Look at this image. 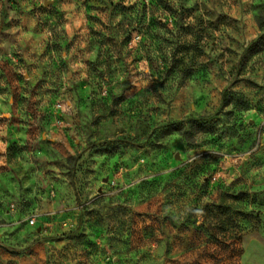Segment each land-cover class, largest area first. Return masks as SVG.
Segmentation results:
<instances>
[{
    "label": "rangeland",
    "instance_id": "374dc122",
    "mask_svg": "<svg viewBox=\"0 0 264 264\" xmlns=\"http://www.w3.org/2000/svg\"><path fill=\"white\" fill-rule=\"evenodd\" d=\"M0 264H264V0H0Z\"/></svg>",
    "mask_w": 264,
    "mask_h": 264
}]
</instances>
